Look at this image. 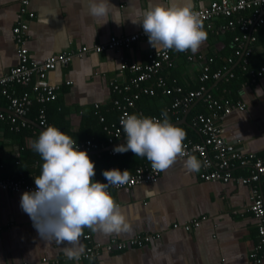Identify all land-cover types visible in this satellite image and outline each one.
<instances>
[{"label": "crops", "instance_id": "obj_1", "mask_svg": "<svg viewBox=\"0 0 264 264\" xmlns=\"http://www.w3.org/2000/svg\"><path fill=\"white\" fill-rule=\"evenodd\" d=\"M211 1L191 0V3L193 8H199ZM93 2L98 0H29L28 8L35 13L29 20L25 42L31 60L42 62L54 53L76 51L82 46L91 48L84 56L75 57L48 74L49 83L60 84L57 94L67 106L86 107L114 99L111 81L126 80V72L119 69L121 56L144 63L149 42L140 39L129 48L101 52H94L92 48L104 44L111 36L122 37L139 31L143 13L149 6L165 4L168 0H109L115 6L106 18L90 15ZM19 8L20 0H0V77L19 62L13 33ZM113 14L119 24L112 20ZM224 21L222 17L215 19L217 26ZM204 29L207 31L206 26ZM207 33V40L195 53L206 58L210 53L224 51L226 42L221 33ZM256 51L264 53V41L257 42ZM185 55L181 52L176 56L175 74L185 90L194 89L201 64L188 61ZM230 56L229 50L224 60ZM218 81L208 85L214 95L219 93ZM236 95L234 99L245 102L246 107L221 117V134L228 141L236 140L243 152L264 157V78L242 83ZM163 99L154 106H160ZM198 100L188 110H179L180 118L173 121L179 127L187 124L190 128L187 133L186 128L180 127L186 132L187 140L202 141L200 131L191 125L197 113L188 117ZM9 109L8 104L0 105L2 111ZM11 149L9 145L0 148L3 162L11 159ZM194 157L200 161L198 156ZM187 159L177 157L156 182L113 189L111 195L130 228L111 235L85 228L84 234H90L88 239L81 237L85 248L89 243L101 247L96 255L84 257L82 254L79 260L67 258L64 244L40 236L33 221L21 209L24 192L0 189V264H253L250 253L258 240V219L249 210L250 185L204 180L200 177L202 165L199 171H191L185 165ZM233 174L244 175L246 170L237 167ZM35 177L31 181L18 180L33 183ZM193 220H200V226L186 230L184 225ZM145 234H152L154 238L143 246L107 248L114 239L126 241Z\"/></svg>", "mask_w": 264, "mask_h": 264}, {"label": "built area", "instance_id": "obj_2", "mask_svg": "<svg viewBox=\"0 0 264 264\" xmlns=\"http://www.w3.org/2000/svg\"><path fill=\"white\" fill-rule=\"evenodd\" d=\"M29 0H20V10L17 14L16 24L13 27L14 38L17 44V52L19 62L11 67L3 76L0 77V99L6 96L9 102V111L0 110V119H8L15 123L17 119H22V125H25L29 120L23 119L26 109L33 102V95L30 92H23L21 95H13L10 92V87L14 84L27 85L35 78L36 82L33 85L35 92L34 97L39 102H45L50 98H55L57 91L60 88L58 83H49L47 77L49 72L55 70L58 66L67 65L73 61L75 57H82L91 48L82 46L76 51H61L46 57L42 62H37L30 59L29 49L26 46L28 38L29 20L35 16L34 11L28 8ZM199 13L203 25L207 29H215L217 27L215 19L218 17L224 18L223 25H219L221 29H239V33L234 36V53L226 59V63L211 72L212 57L196 55L185 51L186 58L190 62H200L201 69L199 81L201 84L194 89L184 90L182 86H175L174 90L179 93V96L167 107L172 115L176 116L179 110H188L189 107L197 99H203L207 104L209 113H198L191 119V125L198 129L202 134V141H192L185 139L183 141V156L180 158H189L194 155L198 156L201 161L202 170L200 177L209 181H237L242 184L250 185L251 204L249 210L258 219V240L255 247L250 253V258L253 264H264V157H260L255 153H245L242 151L238 142L228 141L221 134V125L219 123L221 117L231 114L235 110H243L246 103L241 100H233L224 98L219 100L210 88L205 84V81L213 79L218 81L221 79H229L232 76L230 65L241 63L242 69L249 72L250 81L256 82L264 78V63L259 67L250 65V57L256 50L257 36L255 34L258 27L264 25V0H212L208 5L193 8ZM218 26V28H219ZM145 39L149 42L148 35L145 34L143 27L133 34L127 36H111L104 44H98L92 48L94 52L104 50H119L120 48H129L131 45L140 40ZM174 49L157 50L149 43L147 51V61L138 63L121 56L119 69L121 72L135 73L130 79L131 86L140 87L142 81H146L154 76L163 63L172 64L171 53ZM237 58V61H235ZM123 82V81H122ZM70 84L71 81H66ZM158 85L164 86V81L159 78ZM111 86L120 92L129 89L131 86L118 84V80H112ZM143 92L154 93V89L143 87ZM170 88H165L164 92L169 93ZM127 97L125 100L114 99V103L120 109V117L116 123L106 125L105 129L108 135V142L96 143L91 140H86L77 144L81 150H87L88 153L100 151L101 149L109 151L111 154H117L113 151L114 147L126 143L127 137L123 132L120 120L126 114H131V109L135 107V99ZM98 108L99 104L96 103ZM143 115V112H139ZM163 119L162 114L152 115ZM179 119V118H178ZM177 119V120H178ZM100 120L104 121V116H100ZM175 122V121H174ZM174 122L172 124L176 125ZM38 124L46 128V118L44 108L40 109ZM178 126V125H176ZM179 127V126H178ZM241 167L246 170V174L236 176L233 170ZM123 167L120 170H125ZM162 171H153L151 162L146 161L137 165L132 171H129V180L127 183L120 186H109L108 191L111 193L113 189L132 188L142 183L156 182ZM106 182V180H101ZM0 189L10 191H34L36 189L35 182L28 183L23 180H14L10 178L0 179ZM178 226V224H175ZM200 226V220H193L184 225L186 230H191ZM84 238H90V234H84ZM154 238L152 234L136 236L126 241L112 240L107 246L108 249H123L129 245L143 246ZM100 244H91L85 248L84 257H90L97 254Z\"/></svg>", "mask_w": 264, "mask_h": 264}, {"label": "clouds", "instance_id": "obj_3", "mask_svg": "<svg viewBox=\"0 0 264 264\" xmlns=\"http://www.w3.org/2000/svg\"><path fill=\"white\" fill-rule=\"evenodd\" d=\"M114 6L109 0H98L90 5V15L106 18ZM112 20L120 23L115 14ZM140 22L157 52L174 49L195 54L208 36L191 0L150 5ZM162 116L161 120L126 114L120 120L126 143L115 146L113 151H131L136 157H146L153 171L167 170L178 156H183L186 132L172 124L166 113ZM31 147L44 163L40 175L35 177L36 189L22 195L20 206L42 238L64 244L67 258L79 260L85 251L81 243L85 228L106 235L129 230L120 205L108 191L109 186L128 182V169H107L103 172L106 182L95 180V161L88 151L81 150L75 139L54 125L43 130ZM185 165L191 171L201 167L194 156Z\"/></svg>", "mask_w": 264, "mask_h": 264}, {"label": "trees", "instance_id": "obj_4", "mask_svg": "<svg viewBox=\"0 0 264 264\" xmlns=\"http://www.w3.org/2000/svg\"><path fill=\"white\" fill-rule=\"evenodd\" d=\"M224 23V22H223ZM220 24V25H223ZM219 26V25H218ZM218 26L211 30L207 29L208 32L215 35L223 34L226 42L225 50L217 53H210L208 57H212L213 61L211 63V72L226 63L224 60L227 55V51L232 53L234 46V36L239 33V29H221ZM257 36V42L262 43L264 41V25L258 27L255 32ZM256 42V44H257ZM181 53L176 50L171 53L172 64L163 63V65L158 69L157 73L146 81L140 83V87L131 86L130 79L134 77L135 73L126 71V80L121 82L118 80V84L123 86L129 84L131 87L129 89L120 92L117 89H113V98L125 100L127 97L133 98L135 94H138L137 99H135V107L131 109V114H139L143 112L144 116L160 115L166 113L170 122L176 121L180 118L179 113L174 116L169 111L167 107L179 96V93L174 90L175 86H181L176 76L175 58ZM182 54H185L182 52ZM186 56V55H185ZM187 59V58H186ZM237 61V58L236 60ZM264 63V53H258L256 50L250 57V65L254 67H259ZM232 76L229 79H221L218 81V95H215L219 100L224 98L233 99L237 98L236 93L242 83H248L250 80L249 72L242 69L241 63L231 64ZM201 72V71H200ZM200 75V74H199ZM196 87H199L201 82L199 81ZM159 78L164 81V86L158 85ZM36 82L35 78L32 79L27 85L14 84L10 87V92L13 95H21L23 92H30L33 95V102L26 109L25 117L29 120L25 125H22V119H17L15 123L8 119H0V132L2 136L0 137V148L3 149L6 145L12 146L11 159L8 162H3L0 158V179L10 178L18 180L24 178L31 181L34 176L40 175L42 171V165L44 163L40 154L35 152L31 147L33 141L39 138L42 132L34 123L39 122L40 109L44 108L45 118H46V128L50 125L58 127L61 131L70 135L76 140L77 144H80L86 140H91L96 143L108 142V135L105 129L106 125L111 123H116L120 117V109L114 103V99L110 103L99 104L96 108L95 105L92 106H67L63 103L61 97L58 94L55 98H50L45 102H39L35 97V92L33 90V85ZM214 82L213 79L205 81L208 86ZM143 87H150L154 89V93L143 92ZM165 88H170L169 93L164 92ZM185 90V89H184ZM188 90V89H187ZM225 91V92H224ZM214 94V93H213ZM164 97V102L156 107L155 103ZM197 104L191 109L188 117L193 114L198 113H209L207 104L203 99H199ZM9 105L6 96H2L0 99V105ZM202 104V105H200ZM168 105V106H167ZM100 116H104L105 120L101 121ZM179 126V125H178ZM187 129V133L190 132V128L187 124L181 125ZM180 126V127H181ZM193 132V130H191ZM30 139V140H29ZM30 141V142H29ZM93 161H95L96 175L95 180H105L103 172L107 169L123 167L132 171L137 165L146 162L148 159L146 157H136L133 152L128 151L126 153L111 154L109 151H101L96 154H89Z\"/></svg>", "mask_w": 264, "mask_h": 264}, {"label": "water", "instance_id": "obj_5", "mask_svg": "<svg viewBox=\"0 0 264 264\" xmlns=\"http://www.w3.org/2000/svg\"><path fill=\"white\" fill-rule=\"evenodd\" d=\"M23 119H27L24 115L23 116H21ZM28 120V119H27ZM41 131H43V130H45L46 128L45 127H42V126H40L38 123H34Z\"/></svg>", "mask_w": 264, "mask_h": 264}, {"label": "bare ground", "instance_id": "obj_6", "mask_svg": "<svg viewBox=\"0 0 264 264\" xmlns=\"http://www.w3.org/2000/svg\"><path fill=\"white\" fill-rule=\"evenodd\" d=\"M29 119V118H28ZM30 120V119H29Z\"/></svg>", "mask_w": 264, "mask_h": 264}]
</instances>
